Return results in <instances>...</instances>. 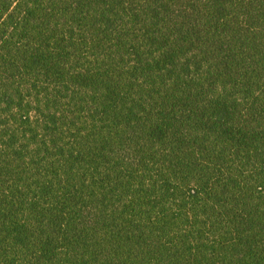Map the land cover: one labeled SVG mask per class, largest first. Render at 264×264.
<instances>
[{
	"label": "trees",
	"instance_id": "obj_1",
	"mask_svg": "<svg viewBox=\"0 0 264 264\" xmlns=\"http://www.w3.org/2000/svg\"><path fill=\"white\" fill-rule=\"evenodd\" d=\"M0 264H264V0H0Z\"/></svg>",
	"mask_w": 264,
	"mask_h": 264
}]
</instances>
